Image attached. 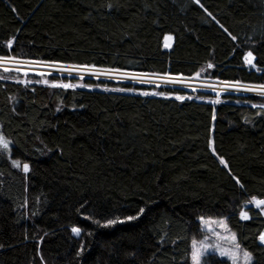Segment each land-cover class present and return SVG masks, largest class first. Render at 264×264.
<instances>
[{
  "label": "trees",
  "instance_id": "trees-1",
  "mask_svg": "<svg viewBox=\"0 0 264 264\" xmlns=\"http://www.w3.org/2000/svg\"><path fill=\"white\" fill-rule=\"evenodd\" d=\"M201 3L215 20L194 0H0V54L16 36L11 51L40 60L192 77L212 63L210 80L264 83L243 62L252 50L264 68V0ZM83 83L91 88L0 81V125L12 157L31 169L25 175L0 156V264H192L200 216L227 218L252 264H264V216L248 203L264 198V98L226 94L213 104L215 95L196 92L181 102ZM142 207L138 220L105 226ZM241 211L253 219L240 220Z\"/></svg>",
  "mask_w": 264,
  "mask_h": 264
},
{
  "label": "snow or ice",
  "instance_id": "snow-or-ice-1",
  "mask_svg": "<svg viewBox=\"0 0 264 264\" xmlns=\"http://www.w3.org/2000/svg\"><path fill=\"white\" fill-rule=\"evenodd\" d=\"M194 3L199 5L200 8L204 9V11L208 14V16H212V13L208 11L207 8L204 7V4L201 3V0H194ZM107 8L109 11L113 8V5L109 3L107 5ZM15 12L16 10L13 9ZM213 20L216 18L212 16ZM217 24L220 25V28L223 29L225 33L228 34V36L231 37L233 41H236L238 39L237 36L232 35L228 31L226 27H224L223 24H220V22L217 20ZM173 36L167 35L164 37V43L163 47L166 49L171 48ZM248 41H245L247 43ZM16 43V36H12L10 39H8L3 46H5L8 50H10L8 53L0 54V72L2 73H15L16 75L13 76H5L0 74V81H6L11 80L12 82L16 84L23 85L27 87L29 84L32 83H42L50 88L53 89H72L75 90L77 88H91V85L83 84V83H72L71 80L73 78V74H77V78L79 81H83L85 78V74L92 76L96 79H100L101 76H104L108 79H116L118 77H122L126 80L131 81H138L140 84H148V85H155V87H160V83H157V81L162 82L164 85H172L173 88H175L177 85L185 88H190L192 92H196L198 89L197 87L193 86L192 81L193 80H199L201 77V74L206 72L208 69H211L214 67L212 63H208L206 67L201 68L198 72L195 73V76H184L183 74H177L175 76L165 74H149V73H140V72H126L121 70L118 67H100L95 64H67L60 61H49V60H40L32 57H25L21 53H13L11 50H13V46ZM256 56L253 54L252 50H248L246 54H243V62L249 66V70L255 69L257 72H264V68L258 67L255 63ZM53 73H56L58 78L50 81L48 79H44L43 77L51 76ZM67 73V76H64V74ZM29 76H39L42 79L40 80H32L28 79ZM23 77V78H22ZM67 81V82H64ZM220 84L223 85V88L226 90H232V91H238V92H256L257 94L264 96V83L261 84H244L240 81H221ZM201 89H211L212 91H216L219 94V89L216 84L212 83H205L201 81L200 83ZM34 90V89H33ZM104 91H112V92H133L135 94L141 95V96H164L165 99H172L173 97L170 95H166L165 93L156 92V91H144V90H137L135 88H104ZM174 99L183 102L184 100H190L192 99L191 96L188 95H175ZM213 104L219 103V99H215L210 101ZM252 107H257V105L253 104ZM262 109H264V105L260 106ZM61 109L58 107L56 109L57 112H59ZM13 111L15 109L13 108ZM213 120H215V115L213 114ZM13 145L14 141L8 137V135L5 133L3 126L0 125V156L5 157L6 159L10 160L11 165L13 168L19 169L22 171L25 175H27L31 169L28 163H22L19 158H13L12 152H13ZM213 154L217 155V158L219 162L227 169L228 162L223 158L220 157L218 154H216V150L213 147L212 148ZM236 183L240 184L239 179H236ZM240 186L243 188V185L240 184ZM249 204L254 205L255 209L259 210L257 215H264V198H256L252 197L249 201ZM27 206V201H25L24 207ZM145 213V208H140L138 212L134 215H129L123 219H110L106 221L105 226L109 225H115L116 223H125L130 222L134 220H138L141 216H143ZM239 218L242 221H248L252 220L253 216L249 214L248 211H241L239 214ZM200 224L203 225L205 228L210 223H216L221 229H224L228 235L225 237V239H228L231 241V250H226L223 247H221L219 244L210 245L208 244V241L206 239H202L201 241L193 240L191 247H192V255L191 259L195 262V264H201V257L202 255H205L210 249L214 251L219 252V257H228L231 259L232 264H240V245L237 242V236L235 232H232L228 223L227 218H206L204 216L198 217ZM97 224L100 223L99 220L95 221ZM199 227V225H198ZM72 233L76 236H80L81 234V228L79 227H72L71 229ZM212 229H208V232H212ZM47 235V233H45ZM217 239L220 238V233H215ZM211 238V237H209ZM258 240L261 245H264V232H261L258 235ZM42 243V239L40 241ZM161 244H163V239L160 241ZM0 247H3L0 245ZM84 245L81 244L78 254H82L84 252ZM243 260L244 264H251L252 261V253L248 252L247 250H244L243 253ZM42 259V257H41ZM217 259L213 256H206L204 260V264H212V260Z\"/></svg>",
  "mask_w": 264,
  "mask_h": 264
},
{
  "label": "rangeland",
  "instance_id": "rangeland-1",
  "mask_svg": "<svg viewBox=\"0 0 264 264\" xmlns=\"http://www.w3.org/2000/svg\"><path fill=\"white\" fill-rule=\"evenodd\" d=\"M174 37H173V41L171 42L172 43V46L171 48L169 49H166L164 48L166 51H170L173 46H174ZM164 43V41H163ZM53 75H57L56 73H53ZM52 76V75H51ZM64 76H67V73L64 74ZM194 77V76H193ZM73 78H77V74H73ZM46 79V78H45ZM86 79H92V80H99V81H104V82H113V83H122V84H129V85H133V86H138L139 89L138 90H144V91H156V92H161V93H165L163 92L164 89H172V90H180V91H184L185 93H187L189 96L191 93H196V92H203V93H209V94H212V95H215L217 99H219L221 96L223 95H226V94H237V95H252V96H259V97H263L264 96H261L259 94H257L256 92H238V91H232V90H226L224 89L223 87H218L219 89V94L216 92V91H212L211 89H201L200 87V83L201 81L205 82V83H212V84H216V85H220V83H217L219 81H214V80H210L207 76V71L202 73L201 74V77L199 80H193L192 83H193V86L194 87H197V91L196 92H192L190 88H185V87H181L179 85H177L175 88H173L172 85H164L162 82L160 81H157V83H160V87H155V85H148V84H140L138 81H131V80H126L122 77H118L116 79H108L104 76H101L100 79H96L92 76H89L87 74H85V78L84 80ZM83 80V81H84ZM83 81H77L75 83H83ZM84 84V83H83ZM99 90H104L103 87L99 88ZM112 92V91H110ZM115 93H125L127 94V92H115ZM133 93V92H131ZM166 94V93H165ZM166 95H170L174 98V94H166ZM147 97H164V96H160V95H157V96H147ZM252 205V204H250ZM254 206V205H253ZM264 216V215H263ZM228 223V221H227ZM229 225V224H228ZM201 228H202V232H203V235L201 236L200 239H196V241H201L202 239H206L208 241V244L210 245H215V244H219L221 247H223L224 249L226 250H231V241L228 240V239H225V237L228 235V233L224 230V229H221L218 224L216 223H210L207 228H205L203 225H201ZM212 229L213 231L212 232H208V229ZM232 231V230H231ZM216 232H219L220 233V238L217 239L215 233ZM234 232V231H232ZM237 236V242L239 243L240 245V249H241V252H240V264H244V260H243V251L245 250V248L243 247V245L241 244L240 240H239V237L238 235L236 234ZM211 237V238H209ZM264 246V245H263ZM249 252V251H248ZM206 256H216L220 259H223V260H227L229 262V264H232V261L230 258L228 257H219V252L218 251H214V250H209L207 253H205V255H202L201 257V264H204V260L206 258ZM253 256H252V261H251V264L253 263ZM192 264H195V262L192 260Z\"/></svg>",
  "mask_w": 264,
  "mask_h": 264
},
{
  "label": "built area",
  "instance_id": "built-area-1",
  "mask_svg": "<svg viewBox=\"0 0 264 264\" xmlns=\"http://www.w3.org/2000/svg\"><path fill=\"white\" fill-rule=\"evenodd\" d=\"M217 83H220V82H217ZM218 87H223V85L222 84H220V85H217Z\"/></svg>",
  "mask_w": 264,
  "mask_h": 264
}]
</instances>
